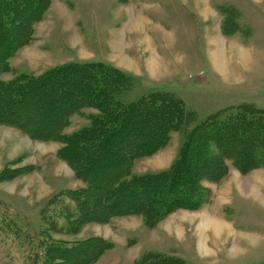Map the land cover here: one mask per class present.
Listing matches in <instances>:
<instances>
[{
	"label": "rangeland",
	"instance_id": "374dc122",
	"mask_svg": "<svg viewBox=\"0 0 264 264\" xmlns=\"http://www.w3.org/2000/svg\"><path fill=\"white\" fill-rule=\"evenodd\" d=\"M226 1L244 14L231 6L229 20L221 22L224 33L235 40L229 48L225 74L220 45V51L212 56L220 57L222 70L218 71L223 74L212 67L208 45L211 24L199 17L193 0H52L44 19L34 27L33 40L10 59L13 71L1 78L9 81L15 74L39 76L63 64L100 62L132 77L133 87L123 95L127 102L148 93L174 92L197 114L198 122L244 103L264 109V6L253 0ZM141 15L145 18H139ZM23 31L7 35L1 44L17 43ZM146 34L164 58L155 78L130 73L129 56L136 50L131 44ZM243 53L251 64L242 63ZM83 112L71 118L65 133L87 125V115L95 110ZM183 134L172 133L165 148L137 160L133 173L168 169L179 153ZM61 147L60 142L34 140L0 124V211L7 212L28 238L36 237L42 228L41 211L51 197L66 188L84 186L59 157ZM205 186L212 191L210 204L195 211L178 210L155 228L145 226L141 216L132 215L105 224L89 223L76 234L52 236L66 241L101 237L111 242L113 247L94 264H135L149 251L180 257L184 264H264V167L244 174L231 166L223 180L205 182ZM91 213L97 212L91 208ZM214 217H228L230 230L222 227L215 235L213 223L224 222L210 219ZM26 237L21 245H10L9 235L0 236V264L24 262L20 250L31 249ZM35 244L32 251L38 250Z\"/></svg>",
	"mask_w": 264,
	"mask_h": 264
},
{
	"label": "trees",
	"instance_id": "16d2710c",
	"mask_svg": "<svg viewBox=\"0 0 264 264\" xmlns=\"http://www.w3.org/2000/svg\"><path fill=\"white\" fill-rule=\"evenodd\" d=\"M51 3L0 0V124L34 140L60 142L59 157L84 186L66 188L46 202L36 237H26L19 224L0 211V236L9 235L10 245L28 238L31 249L20 250L22 264H94L113 247L111 242L101 237L66 241L52 235L76 234L89 223L132 215L155 228L178 210L195 211L210 204L212 191L205 182H220L231 166L244 174L264 167V109L254 104L229 107L198 122L197 114L174 92L125 101L132 77L100 62L68 63L39 76L20 73L3 80V73L13 71L10 59L33 40L34 27ZM230 10L231 6L221 8L227 20ZM22 28L17 43L1 44ZM85 109L95 110L87 115L89 123L65 133L71 118ZM174 132L184 137L173 164L156 173L134 174V163L165 148ZM182 263L180 257L157 251L135 261Z\"/></svg>",
	"mask_w": 264,
	"mask_h": 264
},
{
	"label": "crops",
	"instance_id": "0c3cea01",
	"mask_svg": "<svg viewBox=\"0 0 264 264\" xmlns=\"http://www.w3.org/2000/svg\"><path fill=\"white\" fill-rule=\"evenodd\" d=\"M185 2L190 1V0H184ZM254 3L256 4H262L264 6V0H253ZM193 5L196 7L198 10V15L203 21L209 22L210 29L208 31V45H209V52H210V60L213 69L217 72L220 73L215 65H214V57L212 56V53L215 51H220V48H218V45H220L223 48L224 54V74L226 70L229 68V48L231 44H235V40L233 38H230L228 35L224 33L223 26H222V21L226 20V16L221 12V8L224 6H234L238 11L243 12V10L238 7L234 3H230L229 1L223 0L221 2H218L217 0H193ZM220 10V11H219ZM224 15H221V13ZM139 18H145L144 15L139 16ZM220 22V23H218ZM153 38H151L148 34H146V38L136 40L135 42L131 44V47L137 50L133 52L132 50L131 55L129 56L130 60V66H131V71L130 72L132 75L136 77L140 76H150L152 78H155L158 74L157 69L160 66L161 67V62L164 61L163 57H161L159 48L157 47L156 44H154ZM138 47V48H137ZM142 53H146L147 55L144 56ZM242 57V63L243 64H251V59L248 55L244 54ZM140 64V65H139ZM135 67V68H133ZM140 70V72H139ZM220 73V74H223ZM229 216V215H227ZM213 219L217 222H224L223 224H219L221 228L230 230L227 225L230 223V220L228 217H225L224 220L218 219L217 217L210 218ZM219 220V221H218ZM221 222V223H222ZM227 224V225H226ZM226 225V226H225ZM222 229V231H223ZM215 233V232H214ZM216 235V234H215ZM218 236V235H217Z\"/></svg>",
	"mask_w": 264,
	"mask_h": 264
},
{
	"label": "bare ground",
	"instance_id": "6f19581e",
	"mask_svg": "<svg viewBox=\"0 0 264 264\" xmlns=\"http://www.w3.org/2000/svg\"><path fill=\"white\" fill-rule=\"evenodd\" d=\"M213 57H214V65L216 66L217 70H222V65H221V62H220V59H219L220 57H218V55L213 56ZM213 224H214V227H215L214 231L216 232V235H217V233H220L221 226L220 225H215V222ZM205 226H207V225H205Z\"/></svg>",
	"mask_w": 264,
	"mask_h": 264
}]
</instances>
